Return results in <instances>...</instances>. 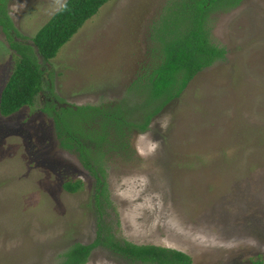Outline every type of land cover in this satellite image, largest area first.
I'll return each instance as SVG.
<instances>
[{
  "label": "rangeland",
  "instance_id": "rangeland-1",
  "mask_svg": "<svg viewBox=\"0 0 264 264\" xmlns=\"http://www.w3.org/2000/svg\"><path fill=\"white\" fill-rule=\"evenodd\" d=\"M7 1L31 42L67 0ZM164 2L110 0L44 63L43 96L0 113V264H58L73 244L95 240L96 175L61 145L46 101L133 102ZM210 18L226 57L135 132L136 154L107 149L104 218L117 237L181 249L194 264H255L264 259V0ZM17 60L0 25V101ZM70 180L83 185L70 192ZM88 264L146 263L100 246Z\"/></svg>",
  "mask_w": 264,
  "mask_h": 264
},
{
  "label": "trees",
  "instance_id": "trees-1",
  "mask_svg": "<svg viewBox=\"0 0 264 264\" xmlns=\"http://www.w3.org/2000/svg\"><path fill=\"white\" fill-rule=\"evenodd\" d=\"M109 1L67 0L33 36L31 43L15 25L8 10V1L0 0V25L10 46L18 54L16 67L1 96L0 113L3 116H12L23 107L35 104L47 82L44 63L52 62L63 46ZM242 2L165 0L153 21L149 57L134 80L133 89L137 97L133 102L69 105L60 111L56 107H47L54 117L61 145L79 153L84 165L96 175L98 185L95 240L88 244H73L58 264H88L93 250L100 246L133 262L194 264L186 252L154 244L140 245L116 236L104 218L108 198L102 160L108 148H130L133 131H147L152 119L181 97L200 72L226 57V49L214 43L210 17L220 9H233ZM129 92L131 94V89ZM82 185V180H70L64 187L76 192ZM255 264H264V259Z\"/></svg>",
  "mask_w": 264,
  "mask_h": 264
},
{
  "label": "flooded vegetation",
  "instance_id": "flooded-vegetation-1",
  "mask_svg": "<svg viewBox=\"0 0 264 264\" xmlns=\"http://www.w3.org/2000/svg\"><path fill=\"white\" fill-rule=\"evenodd\" d=\"M43 93L41 92V94L39 95L40 97H42L43 95H42ZM57 102H59L57 99H53V97L50 99L49 98V101H46V103H50L51 105H50V107H56L57 109L59 108V106H62L63 105V107H67V106H69V105H71V104H67V103H65V105L64 104H62V103H57ZM135 132H141V133H144V132H146V131H140V130H135V131H133L132 133H131V135H130V138H131V146H132V150H131V154H133V153H135L136 154V151H135V148L133 147V141H132V137H133V135H135ZM66 149V148H65ZM66 150H68V149H66ZM118 152H121V151H118ZM122 152H125V151H122ZM135 154L133 155V156H135ZM98 191V190H97ZM97 191H96V193H97ZM96 195V194H95ZM137 244V243H136ZM141 245V244H140ZM127 260V259H126ZM130 261V260H129ZM131 262H133V261H131ZM142 262V261H141Z\"/></svg>",
  "mask_w": 264,
  "mask_h": 264
},
{
  "label": "water",
  "instance_id": "water-1",
  "mask_svg": "<svg viewBox=\"0 0 264 264\" xmlns=\"http://www.w3.org/2000/svg\"><path fill=\"white\" fill-rule=\"evenodd\" d=\"M171 248V247H170ZM177 250H179V251H183V250H181V249H177ZM183 252H185V251H183Z\"/></svg>",
  "mask_w": 264,
  "mask_h": 264
}]
</instances>
